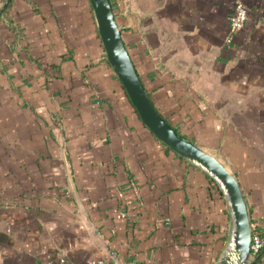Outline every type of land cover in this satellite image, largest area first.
I'll use <instances>...</instances> for the list:
<instances>
[{
	"label": "crops",
	"instance_id": "0c3cea01",
	"mask_svg": "<svg viewBox=\"0 0 264 264\" xmlns=\"http://www.w3.org/2000/svg\"><path fill=\"white\" fill-rule=\"evenodd\" d=\"M242 1L234 32L233 0L111 3L156 108L264 236V0ZM231 226L219 183L141 120L90 0H0V264H215Z\"/></svg>",
	"mask_w": 264,
	"mask_h": 264
},
{
	"label": "water",
	"instance_id": "95a60500",
	"mask_svg": "<svg viewBox=\"0 0 264 264\" xmlns=\"http://www.w3.org/2000/svg\"><path fill=\"white\" fill-rule=\"evenodd\" d=\"M98 33L112 69L149 130L181 157L199 165L221 186L231 211L229 242L215 264H249L251 220L234 173L215 155L185 137L161 115L130 57L111 0H90Z\"/></svg>",
	"mask_w": 264,
	"mask_h": 264
},
{
	"label": "built area",
	"instance_id": "2783aa9c",
	"mask_svg": "<svg viewBox=\"0 0 264 264\" xmlns=\"http://www.w3.org/2000/svg\"><path fill=\"white\" fill-rule=\"evenodd\" d=\"M233 13L230 16L229 26L232 32L242 28L247 20V6L242 0H233ZM264 245V238L259 230L254 228L251 233L250 259L256 255ZM90 264H110L104 257L93 258Z\"/></svg>",
	"mask_w": 264,
	"mask_h": 264
},
{
	"label": "trees",
	"instance_id": "16d2710c",
	"mask_svg": "<svg viewBox=\"0 0 264 264\" xmlns=\"http://www.w3.org/2000/svg\"><path fill=\"white\" fill-rule=\"evenodd\" d=\"M163 116V115H162ZM164 117V116H163ZM165 118V117H164ZM166 119V118H165ZM167 120V119H166ZM174 127V126H173ZM175 128V127H174ZM175 130L176 131H178L176 128H175ZM179 132V131H178ZM180 133V132H179ZM252 231H254V228H252ZM262 237L264 238V236L262 235ZM263 251H264V245H263V247L261 248V250L256 254V255H254L251 259H250V262H249V264H254V263H257L259 260H260V258H261V256H262V254H263Z\"/></svg>",
	"mask_w": 264,
	"mask_h": 264
}]
</instances>
